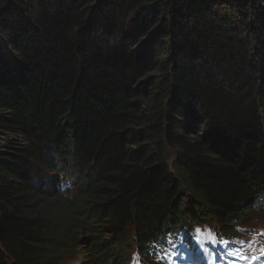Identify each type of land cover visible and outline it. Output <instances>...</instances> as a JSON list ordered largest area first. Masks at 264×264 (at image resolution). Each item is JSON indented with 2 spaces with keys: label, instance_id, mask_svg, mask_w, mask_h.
I'll list each match as a JSON object with an SVG mask.
<instances>
[{
  "label": "trees",
  "instance_id": "16d2710c",
  "mask_svg": "<svg viewBox=\"0 0 264 264\" xmlns=\"http://www.w3.org/2000/svg\"><path fill=\"white\" fill-rule=\"evenodd\" d=\"M57 156L83 172L73 199ZM252 218L264 0H0V264H61L80 224L104 253Z\"/></svg>",
  "mask_w": 264,
  "mask_h": 264
},
{
  "label": "rangeland",
  "instance_id": "374dc122",
  "mask_svg": "<svg viewBox=\"0 0 264 264\" xmlns=\"http://www.w3.org/2000/svg\"><path fill=\"white\" fill-rule=\"evenodd\" d=\"M72 175H69V176H71V177H73V178H68L67 180H65V183H67V185H69V184H72V183H78L79 181H78V179H75L76 178V175H75V173H71ZM33 179H34V177H33ZM78 185H79V183H78ZM77 185V186H78ZM55 190V189H54ZM42 203L44 202V204L46 203H49L48 202V200H44V201H41ZM51 202V201H50ZM41 203V204H42ZM45 204V205H46ZM60 205V204H59ZM41 206V205H40ZM55 209H57V207H55ZM261 222V223H260ZM259 224V225H258ZM264 225V219H262V220H260L259 222L258 221H256V222H252L251 223V226H254V225H256V226H260V227H263V225ZM262 225V226H261ZM212 227V226H211ZM129 231L130 232H128L127 233V240H129L130 241V244H128V245H131V233H132V231L129 229ZM60 233L61 232H57V234L58 235H60ZM62 235L64 236V232L62 233ZM125 239V238H124ZM189 240H191V244H192V247L193 246H196L197 244H196V242H195V240L193 239V238H189ZM127 243V242H126ZM195 243V244H194ZM194 244V245H193ZM69 247V249L67 250L68 251V254H69V256H72L73 255V248H77L78 246L76 245V246H68ZM83 247H86V245H83ZM194 249H196L197 247H193ZM112 248H110L109 250H111ZM114 252L113 253V261L115 262V259H116V257L115 256H121V253H120V247H118L116 250H111V251H108V252ZM234 251V248L233 247H229V246H223L222 247V249H221V251H217V254H222V255H226V254H229V252H233ZM209 252V251H208ZM195 253H196V255L198 256L197 257V260L198 261H200L201 259H200V257H199V255L197 254V251H195ZM124 254L125 255H133V252L128 248V247H124ZM206 255V254H205ZM134 256H138V255H135L134 254ZM115 264H118V263H115ZM200 264H203L202 263V260L200 261Z\"/></svg>",
  "mask_w": 264,
  "mask_h": 264
},
{
  "label": "bare ground",
  "instance_id": "6f19581e",
  "mask_svg": "<svg viewBox=\"0 0 264 264\" xmlns=\"http://www.w3.org/2000/svg\"><path fill=\"white\" fill-rule=\"evenodd\" d=\"M83 184V183H82ZM66 200V199H65ZM253 212V211H252ZM250 213V212H249ZM249 215H251V214H249ZM258 216V215H257ZM249 217V216H248ZM247 217V218H248ZM253 217V216H252ZM255 217V216H254ZM207 219V218H206ZM212 220V219H211ZM217 220V219H216ZM208 221V220H207ZM213 222H214V220H212ZM211 221V222H212ZM209 222V221H208ZM217 222V221H216ZM259 222V221H258ZM210 223V222H209ZM218 223V222H217ZM216 223V224H217ZM250 223V222H249ZM261 223V222H260ZM187 224V223H186ZM192 224V223H191ZM200 224V223H199ZM206 224V223H205ZM204 224V225H205ZM211 224V223H210ZM193 225V224H192ZM259 225V224H258ZM187 225H185V227H186ZM210 226H212V224L210 225ZM262 226V225H261ZM264 226V225H263ZM188 227V226H187ZM186 227V228H187ZM219 227V226H218ZM190 229H192V228H190ZM215 229V228H214ZM219 230V229H218ZM136 234V233H135ZM135 237V238H134ZM133 238H134V240H137V241H141V238H140V236L138 235V236H133ZM137 238V239H136ZM191 241V240H190ZM192 243V242H191ZM195 244V243H194ZM193 244V245H194ZM193 247H197V246H193ZM135 250H133L132 252L135 254V255H138V256H141V255H144L145 254V252H146V246H144V244L142 245V246H140V245H138V247H135L134 248ZM113 251L110 253V252H105V256H104V258L106 259V260H109L110 258H112L113 257ZM225 255V254H224ZM262 260H264V258L262 259ZM253 264V263H252Z\"/></svg>",
  "mask_w": 264,
  "mask_h": 264
},
{
  "label": "snow or ice",
  "instance_id": "6c2138e0",
  "mask_svg": "<svg viewBox=\"0 0 264 264\" xmlns=\"http://www.w3.org/2000/svg\"><path fill=\"white\" fill-rule=\"evenodd\" d=\"M217 241L213 238L211 239V243L215 244ZM221 244H227V241H220ZM229 255H238L237 252H229ZM260 256H264V248L260 249ZM242 259H248L247 256H243L241 257ZM259 257H257L256 255L251 256V259L249 261V264H252V262L256 261Z\"/></svg>",
  "mask_w": 264,
  "mask_h": 264
}]
</instances>
